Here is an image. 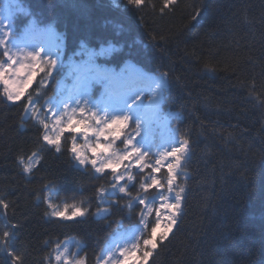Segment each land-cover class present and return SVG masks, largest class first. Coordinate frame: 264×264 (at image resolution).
I'll return each mask as SVG.
<instances>
[{
	"label": "trees",
	"instance_id": "obj_1",
	"mask_svg": "<svg viewBox=\"0 0 264 264\" xmlns=\"http://www.w3.org/2000/svg\"><path fill=\"white\" fill-rule=\"evenodd\" d=\"M3 2L13 4L0 0V7ZM15 3L31 13H15L18 24L33 20L37 30L53 27L61 34L64 69L58 81L67 76L70 62L88 51L94 52L96 64L119 69L123 64L117 66L113 56L143 49L142 58L150 66L171 70L172 88L160 110L173 113L171 131L177 126L175 114L181 116V131H190L195 141L194 155L176 182L186 190V215L149 264H264V108L248 100L246 87L254 77L258 92L264 91V0H177L164 16L159 14L163 0H148L139 14L142 20L126 8L125 0ZM204 4L208 7L197 16ZM150 34L159 47L145 48ZM104 49L111 54L98 53ZM128 62L147 71L135 60ZM39 79L26 95L35 94ZM58 81L51 84L49 95L56 94ZM19 104L8 102L0 88V195L8 194L15 202L26 264H42L55 242L66 239L84 248L86 264H95L112 238L138 226L125 219L119 230L114 222L109 228L110 221L121 219L119 213L103 219L101 211L80 223L45 215L47 203L41 199L60 207H90L95 213V202L89 201L104 181L73 173L66 157L56 159L47 152L40 170L30 181L25 179L17 159L37 150L38 134L31 120L20 126ZM70 139L65 133L62 147ZM165 174L162 169L158 176L163 179ZM44 183L49 190L41 194ZM106 207L101 205V210ZM146 219L154 222L151 216ZM150 231L151 225L145 235ZM48 240L53 243L45 247Z\"/></svg>",
	"mask_w": 264,
	"mask_h": 264
},
{
	"label": "snow or ice",
	"instance_id": "obj_2",
	"mask_svg": "<svg viewBox=\"0 0 264 264\" xmlns=\"http://www.w3.org/2000/svg\"><path fill=\"white\" fill-rule=\"evenodd\" d=\"M176 3L177 0H163L159 14L167 15ZM125 6L142 20L139 14L149 5L148 0H125ZM207 7L204 4L196 15ZM15 13H22L24 17L31 15L15 0L6 9H0V84L8 102H20L23 112L20 126L31 120L38 134L37 150L31 155L24 153L17 159L21 174L30 181L40 170L47 152L56 159L66 157L64 163L73 173L88 175L93 181H104L89 201L95 202V213L90 207H70L65 203L61 208L51 200L41 199L42 203H47L45 215L61 222L80 223L101 211L103 219L119 213L121 219L110 221L107 226L111 228L114 222L119 230L126 219L138 226L139 234L124 239L115 245V249L101 250L95 264H149L154 252L168 239L173 229H178L186 215V190L176 182L194 155L195 141L190 131H181L183 119L179 114H175L177 126L172 129L174 138L171 143L157 144L149 139L151 129L146 116L151 113L154 119H159L161 104L167 103L172 88L171 70L150 66L148 59L142 58L143 49L130 50L127 54L121 52L119 56L112 57L117 66L135 60L147 69L146 72L137 71L135 76H130L123 69L115 72L97 65L95 58L90 57L86 71L76 76L73 94L63 99L58 98L55 92L49 95L51 84L58 81L64 69L60 50L53 51L52 47L34 40L35 21H21V28ZM157 47L156 36L150 34L145 48ZM111 51L104 49L100 55H110ZM38 76L35 94L26 95V90ZM246 87L248 100L264 108V91L258 92L254 77ZM50 121L58 128L55 136L47 132ZM65 133L71 139L67 147H62ZM81 139L83 143L79 142ZM162 169H166L163 179L158 176ZM49 186V183H44L41 194L47 192ZM7 195H0V264H26V252L18 243L20 225L16 220L15 202ZM104 204L108 207L101 210ZM153 213L154 222L147 220L146 217ZM149 225L150 234L145 235ZM161 227L164 230L158 234ZM52 243L51 240L45 241V247ZM55 244L42 264H86V260L81 258L84 248L79 244L75 250L59 241ZM133 257L134 260L131 259Z\"/></svg>",
	"mask_w": 264,
	"mask_h": 264
},
{
	"label": "rangeland",
	"instance_id": "obj_3",
	"mask_svg": "<svg viewBox=\"0 0 264 264\" xmlns=\"http://www.w3.org/2000/svg\"><path fill=\"white\" fill-rule=\"evenodd\" d=\"M113 1L116 2V0H113ZM7 6H10V5L7 4L6 2H3L0 9H6ZM5 14L7 13L5 12ZM32 38L38 42H42L45 46L52 47L53 51H56L59 49L60 53L62 54L61 48H62L63 38L61 34L58 33L53 27H47L45 29L36 30L32 34ZM101 51L102 50H99L98 53L100 54ZM90 57H93V58L95 57L94 52L88 51L80 59L73 60L70 62V66L66 72L67 76L63 79H60L57 83L56 96L58 98L63 99L74 93V90L76 88V76L77 74H83L86 71L87 62L89 61ZM103 67L113 70L115 72H120L123 69L130 76H135L137 71H142L139 67L135 66L131 62H127L126 64H123V66L119 69H114L113 67H108V66H103ZM0 88H2V91H3L2 84H0ZM97 99H99V93H98ZM169 113H172V112L171 111L162 112L160 110L159 119H154L151 116V113L147 114L146 119L149 121V127L151 129V135L149 136V139H151L154 143H157V144L171 143L172 139L174 138L173 133L170 129V119L173 115L169 116ZM47 132L49 135L55 136L58 134V128L54 127L53 122L50 121L49 129L47 130ZM137 139H139V137ZM79 142L83 143V140L81 139ZM151 217L154 220L155 213H153ZM163 230H164L163 227L159 228L157 230L158 234L159 232ZM133 234L138 235L139 233L137 232V230H134L128 235H121V234L117 235L109 242V244L103 249V251L107 252L109 248L115 249L116 244L121 243L124 239L131 238ZM61 244H66L70 249L75 250L76 245H75V242H73V240H66V241L61 242ZM131 259L134 260L135 257Z\"/></svg>",
	"mask_w": 264,
	"mask_h": 264
},
{
	"label": "bare ground",
	"instance_id": "obj_4",
	"mask_svg": "<svg viewBox=\"0 0 264 264\" xmlns=\"http://www.w3.org/2000/svg\"><path fill=\"white\" fill-rule=\"evenodd\" d=\"M61 52H62V48H61ZM134 230H137V227L131 229L128 233L120 232V233H118V235H119V234H121V235H128V234H130L131 232H133ZM66 240H73V242H74V239H66ZM66 240H64V241H66Z\"/></svg>",
	"mask_w": 264,
	"mask_h": 264
}]
</instances>
